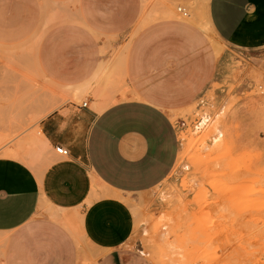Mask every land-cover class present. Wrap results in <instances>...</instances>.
<instances>
[{"label": "crops", "instance_id": "0c3cea01", "mask_svg": "<svg viewBox=\"0 0 264 264\" xmlns=\"http://www.w3.org/2000/svg\"><path fill=\"white\" fill-rule=\"evenodd\" d=\"M180 16L164 0H0V53L17 65L15 76L89 95L62 102L46 92L33 108L40 141L31 142L46 153L69 149L41 178L0 156V237H8L0 264H150L132 249L133 204L159 213L167 202L158 190L172 205L181 196L182 141L170 111L208 119L230 109L240 94L228 87L238 81V56L264 61L246 56L264 49V0H208L204 19ZM246 103L252 108L240 117L231 109L226 120L240 126L243 147L253 141L264 152V98ZM43 195L83 246L47 215L34 219Z\"/></svg>", "mask_w": 264, "mask_h": 264}, {"label": "rangeland", "instance_id": "374dc122", "mask_svg": "<svg viewBox=\"0 0 264 264\" xmlns=\"http://www.w3.org/2000/svg\"><path fill=\"white\" fill-rule=\"evenodd\" d=\"M207 2L164 0L176 12L177 6L187 8L190 12L187 19L191 20L204 19ZM208 35L217 47L218 41L209 29ZM246 54L264 57V49ZM7 58L0 55V156L18 158L13 153H5L7 150L3 153L6 148L24 154V158L18 159L41 178L50 164L67 157L55 150L46 153L43 142L29 141L31 134L39 133L40 114H35L33 108L46 92L59 96L62 102L69 99L83 102L89 95L86 92L79 96L63 95L35 74L15 76L21 72ZM238 59L234 63L238 81L229 83L228 87L229 95L236 91L240 94L230 109L214 108V113H208V119L206 113L194 116L192 109L183 117L177 115L178 111H170L182 141L176 170L181 196L172 205V195L158 190L167 202L164 211L159 213L142 202L133 204L135 226L131 248L150 264H264V152L256 149L253 141H244L248 146L243 147L240 126L233 125L231 119L226 120L231 109L233 112L237 108L240 117L244 114V105L252 108L246 103L248 98H264V61L253 63V59L242 56ZM257 74L263 80L257 82ZM188 114L190 117L186 118ZM255 134L258 136L259 132ZM62 213L63 210L43 195L34 219L47 215L66 229L78 246H83L84 240L76 236L74 223L61 221ZM7 238L0 237V252Z\"/></svg>", "mask_w": 264, "mask_h": 264}, {"label": "built area", "instance_id": "2783aa9c", "mask_svg": "<svg viewBox=\"0 0 264 264\" xmlns=\"http://www.w3.org/2000/svg\"><path fill=\"white\" fill-rule=\"evenodd\" d=\"M177 11L182 17H189L190 16V12L183 6H179L177 8ZM86 104H87V102H84V105H86ZM55 151L58 154H60L62 156H65V157H67L69 155V149L64 147V146H62V145L56 146L55 147Z\"/></svg>", "mask_w": 264, "mask_h": 264}, {"label": "bare ground", "instance_id": "6f19581e", "mask_svg": "<svg viewBox=\"0 0 264 264\" xmlns=\"http://www.w3.org/2000/svg\"><path fill=\"white\" fill-rule=\"evenodd\" d=\"M179 6H177V8H178ZM176 8V9H177ZM187 9V8H186ZM177 13V12H176ZM179 14V13H178ZM54 107V104H52L51 105V107L49 108V109H47V110H50L51 108H53ZM47 112V111H46ZM30 139L32 140V142H37V141H40V137H38V136H30ZM31 140H29V141H31ZM4 153V152H3ZM5 153H13L15 156H17L18 158H20V157H22V158H24V154H21V153H18V151H14V150H12V149H8ZM28 155V154H27ZM233 185V184H232ZM229 187V186H228ZM235 187H237V186H235ZM235 187H233V188H235ZM240 189V188H239ZM234 190V189H233ZM228 192H229V190H228ZM226 193V192H225Z\"/></svg>", "mask_w": 264, "mask_h": 264}]
</instances>
